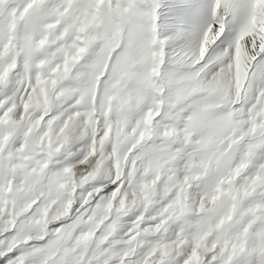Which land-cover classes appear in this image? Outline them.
Listing matches in <instances>:
<instances>
[{
	"label": "snow or ice",
	"instance_id": "snow-or-ice-1",
	"mask_svg": "<svg viewBox=\"0 0 264 264\" xmlns=\"http://www.w3.org/2000/svg\"><path fill=\"white\" fill-rule=\"evenodd\" d=\"M161 7L0 0V264H264V0Z\"/></svg>",
	"mask_w": 264,
	"mask_h": 264
},
{
	"label": "rangeland",
	"instance_id": "rangeland-1",
	"mask_svg": "<svg viewBox=\"0 0 264 264\" xmlns=\"http://www.w3.org/2000/svg\"><path fill=\"white\" fill-rule=\"evenodd\" d=\"M160 2L162 4V7L159 9V11L163 14V13L167 12V7L172 2V0H160ZM164 22H165L164 16L161 15L160 23L163 25ZM161 31H162L163 36H167L170 34L169 30L166 28H162ZM79 146L80 145H77L76 147H79ZM78 158H79L78 156H73L70 159L72 162H75ZM159 207H160V205H158V204L154 205L152 212H155V210H157ZM135 215H136V213L134 212V213H130L128 216L123 217L122 222H121L123 225V227L121 228L122 232H126L131 227L132 221L135 219Z\"/></svg>",
	"mask_w": 264,
	"mask_h": 264
}]
</instances>
